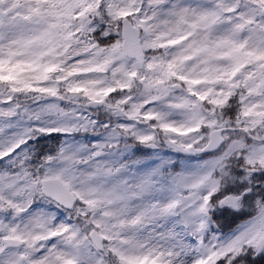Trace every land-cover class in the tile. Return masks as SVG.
<instances>
[{
  "label": "snow or ice",
  "instance_id": "obj_1",
  "mask_svg": "<svg viewBox=\"0 0 264 264\" xmlns=\"http://www.w3.org/2000/svg\"><path fill=\"white\" fill-rule=\"evenodd\" d=\"M0 264H264V0H0Z\"/></svg>",
  "mask_w": 264,
  "mask_h": 264
}]
</instances>
